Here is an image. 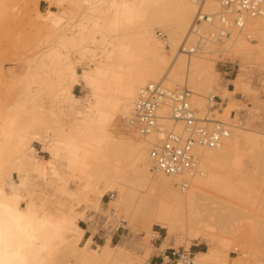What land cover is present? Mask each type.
Listing matches in <instances>:
<instances>
[{"label":"bare ground","instance_id":"bare-ground-1","mask_svg":"<svg viewBox=\"0 0 264 264\" xmlns=\"http://www.w3.org/2000/svg\"><path fill=\"white\" fill-rule=\"evenodd\" d=\"M10 1L0 0V5ZM39 1L30 0L37 12L33 26L47 45L28 59L21 74L9 72L7 85L12 89L15 83L19 100L0 115V264H148V258L111 246V235L96 248L92 236L84 238L79 222L89 215L75 205L100 212L106 195L111 217L125 209L144 233L158 238L152 226L164 230V245L189 247L204 241L208 248L194 254L193 264H227L228 251L237 252L238 246L245 253L231 264H264V229L251 240V235L248 240L239 238L241 233L235 236L232 229L239 215L234 201L253 203L244 159L255 172H264V128L230 117L221 120L229 132L219 145L195 147L193 171L166 177L149 159L159 134L141 136L130 124L139 91L150 83L186 86L199 115L204 114V95L213 96L211 91L220 89L214 94L220 100L252 91L246 67L257 62L264 70V16H244L237 26L233 15L222 17L219 4L207 0L202 10L213 20L195 24L194 0H42L49 4L45 13L39 11ZM220 24L231 34L223 41ZM157 31L166 38L160 39ZM197 37L188 46L196 47L195 55L180 51L182 43L187 47ZM220 43L240 62L233 90L219 85L218 61L209 57L210 45ZM3 77L0 67V82ZM80 86L88 92L77 96L74 89ZM24 108L28 113L22 116ZM64 108L70 112L68 123L61 115ZM162 125L172 127L168 120ZM175 129L181 132L179 126ZM34 144L49 158L39 159ZM65 177L77 180L76 190L66 188ZM40 185L51 186L52 193L75 205L64 197L67 204L47 211L52 199L46 188L38 190ZM125 223L122 218L115 228L126 229ZM227 229L232 239L222 235Z\"/></svg>","mask_w":264,"mask_h":264},{"label":"rangeland","instance_id":"rangeland-1","mask_svg":"<svg viewBox=\"0 0 264 264\" xmlns=\"http://www.w3.org/2000/svg\"><path fill=\"white\" fill-rule=\"evenodd\" d=\"M38 9L40 12L45 13L46 10L49 9V4L45 1L40 0L38 3ZM51 10L55 12L59 11V9L55 6H53ZM36 13L37 12L35 10V5L33 2H30V0H12L10 2H5L3 6L0 5V67L3 69V75H4L3 78L6 79V80H3L2 78L0 82V115L1 116L7 115L9 113V110H11L13 107H16L17 106L16 103L19 100L20 93L18 92V89L16 88L17 86H15V83L14 84L11 83V85H14L13 87L15 89H13V87H10L12 89H9L8 87L10 85L9 84L10 82L8 79L10 76L9 72H13L15 74H21L23 71V65L26 64L28 59H31L32 56L36 54V52H39L41 49H43L42 47L47 45L44 37H38V35L36 36L35 34L36 31H34L35 28L33 24L37 17ZM212 27H211V31L217 30L216 32H218V29H215L213 27V30H212ZM226 31L228 32V34L225 37H229V35L231 34L229 33L228 28H226ZM159 34H161L159 36L160 39L166 38L164 33L162 34L161 31H157L156 35L158 36ZM207 36H210V35H207ZM225 37H221L219 40L223 41ZM208 39H210V37ZM198 40L199 38L197 37V41L195 40L193 44L188 43L189 45L188 44L187 45L190 46L191 44V46H194L198 42ZM249 42L252 44H257V41L254 39H249ZM220 44L210 45L211 49H209L210 50L209 57L215 58L218 61L216 65V70L220 75L219 85L221 87L227 88L228 90H233L234 87L231 81L235 78L236 74L238 73L237 71L239 69L238 63L240 62L233 55V52L231 50L230 52L232 54L229 53V50L223 51L225 50L224 43L221 44L222 46ZM167 49H168V46H167ZM72 56L75 57V55H72ZM216 56L218 57L216 58ZM246 70H247L246 75L248 76L246 77L249 79L247 81L249 82L248 84L251 87L252 91H250L249 93H244L242 91H239L235 95L234 99L233 98L231 99L230 97H226L225 100H221L220 105H219L220 112L218 113V118L222 120L223 122H227L226 119H229L230 117V119L234 120V122L239 123L240 121V123L242 122L244 126L247 125L250 128H256L257 126H261L264 128V125H263L264 124V85H262L264 84L263 83L264 81L263 66L261 64L257 65V62H255V63L249 64L246 67ZM78 71L81 72V69H79ZM6 81L9 82L8 85ZM179 85L180 84H177V86ZM87 92L88 91L83 86L76 87L74 89V94L77 96L84 95ZM211 92L213 96H215L216 94L218 95L219 92H221V90L217 89ZM207 94L204 95L205 101H204V107L202 109L203 113H205L207 110V102H206L207 101L206 97H208ZM216 97L218 98L219 96H216ZM44 106H47V104L45 103ZM66 109L67 108H64L65 112L62 111L61 115L65 114L64 117L63 115L62 117L64 118V120L65 119L67 120L65 123H68L70 120L68 119L70 117L68 114L70 112L68 109L67 110ZM18 110L19 109L17 108L14 111H18ZM21 110H23V108ZM27 113L28 112L25 111V108H24V111L21 112V115L25 116L27 115ZM229 123L231 124V122ZM34 147L36 149V155L38 156L39 159L46 160L49 158L48 154L42 151V147L40 145L34 144ZM244 161H245L246 166L250 168L248 169L249 170L248 177L252 184V192H251L252 194L251 195H252L253 203L251 205H247L246 203L244 204V203H241L240 201H239L240 203L237 201H234L235 203L232 202L235 205L234 207L237 209L236 214L237 213L239 214V215H236L237 221H234L235 226L233 227L234 225L233 223L232 229L235 231L234 232L235 236H238L237 234L240 235L241 233L242 235H244V237L240 235L239 238H244L245 240L247 237L249 239V235H251V238H250L251 240V239L258 237L257 233H258L259 228L264 229V172H255L253 169L252 163L249 162L246 158L244 159ZM68 178L69 177H65L66 181H68L66 183L67 185L64 184V182H63V185H66V188L69 190H76L77 186L75 184H77L76 182L77 180L76 181L73 180L72 182L71 181L72 179L69 178V180H67ZM13 181L15 183H19V179L16 175L13 176ZM41 187L43 186L40 185L39 189L38 187L37 189L40 190ZM48 187H51V186H48ZM48 187H44V189L41 188L43 190L47 189L46 191L48 193L47 195L50 197L49 201L52 199V201L50 202H52L53 204L49 202L50 205L49 206L46 205V207L49 208V210L47 209V211H51V210L56 211V209L59 207L58 206L59 203L60 204L68 203L66 202V199L67 201H69L68 198L64 196L66 198L65 199L63 195L59 196L57 195L58 193L56 194V192L52 193V188L49 189ZM54 188L55 189L53 190H56V187ZM46 192L43 191V194L46 195L45 194ZM43 194H41V196H43ZM57 198L58 199L60 198V199L58 200ZM46 199L48 201L47 197ZM54 201L56 202V204ZM109 201H110V196L106 195L103 198V202L101 205L102 210L100 212L94 211L93 208L86 207L84 206V204L78 207L77 205H75L76 201L75 203L71 201V203L73 202L77 210H83L86 213L85 214L86 216L89 215L88 219L85 220V222L80 221L79 225L80 227L84 228L85 231L89 232V236H92V239H93L92 247L93 248H96V245H103L105 243V240H107V238L111 235L110 237L111 246L121 245L119 246L121 249H124L126 253L129 251L128 253L133 254L132 256H135V258L144 257V258H148L149 260L150 256L153 253H158L160 251L164 252L165 250H170V249H174V250L183 249L185 252L191 255V260L193 262H195L194 253L196 250L199 249L201 251H206L208 248L207 244L204 241L192 242L189 247L187 246L184 247V245H172V243L170 245L169 243L164 245L163 243V238L165 237L164 230L160 229L159 227L155 225L152 226V231L157 233L156 235L159 236L158 238H154L153 236L144 233L143 227L139 223L134 224L128 218V212L125 209H118L117 211H115L117 216L114 218L111 217V215L109 214L110 212L108 211ZM71 203L69 201L68 204H71ZM242 213H244V217L241 216L243 215ZM240 216L242 219L239 218ZM122 218L126 221L125 223L126 229H123L122 227L115 228L117 221L119 222ZM261 223L263 225H261ZM251 224L253 225L252 231H251L252 229ZM240 225H242L241 227L243 229L249 230V231H244L243 229H241L239 230L240 232L238 233L237 230L239 229ZM250 225H251V229H250ZM256 226L258 227L256 228ZM226 231H227L226 232L227 234L226 233L224 234L226 236H230V234H228V229ZM229 232H230V229H229ZM242 232L243 233L246 232L248 234L246 233L243 234ZM224 234H222L224 238L232 239L231 236L226 237ZM252 236H255V237L252 238ZM195 246H199V247H195ZM262 246H263L262 247L263 251H260V253L264 254V243H262ZM244 253L245 252L243 251V249L240 248L239 246H238L237 252H233L232 250L228 251L227 264H231L233 261L243 258Z\"/></svg>","mask_w":264,"mask_h":264},{"label":"built area","instance_id":"built-area-1","mask_svg":"<svg viewBox=\"0 0 264 264\" xmlns=\"http://www.w3.org/2000/svg\"><path fill=\"white\" fill-rule=\"evenodd\" d=\"M207 0H194L197 6L195 24L212 22L205 14L202 5ZM221 8V15H233L238 26L244 16H264V0H213ZM221 17V19H222ZM220 24V37L227 36L226 28ZM160 36V34H159ZM180 51L193 55L196 47L188 48L185 43ZM193 93L186 86L170 89L160 82L150 83L139 91L130 124L141 136L158 133V142L150 149L149 159L153 168L166 177H178L189 174L196 165L195 147L213 149L228 135V128L218 118L221 100L216 96L207 98V110L199 115L192 106ZM166 110V114L162 111ZM162 120L171 122L172 127L165 129ZM179 126L181 132L175 127ZM162 261L165 264H193L191 255L184 250H165Z\"/></svg>","mask_w":264,"mask_h":264},{"label":"crops","instance_id":"crops-1","mask_svg":"<svg viewBox=\"0 0 264 264\" xmlns=\"http://www.w3.org/2000/svg\"><path fill=\"white\" fill-rule=\"evenodd\" d=\"M88 236H89V232L86 231L84 238H87ZM195 247H199V246H195ZM198 252H201V250L198 249L195 251V253H198ZM163 253L164 252H161V251L158 253H153L149 258L148 264H165V262L162 261Z\"/></svg>","mask_w":264,"mask_h":264}]
</instances>
